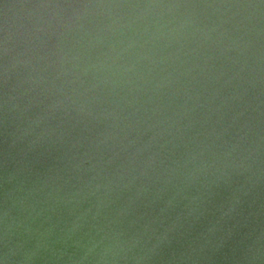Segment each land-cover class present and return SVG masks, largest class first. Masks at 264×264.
I'll list each match as a JSON object with an SVG mask.
<instances>
[{
    "label": "water",
    "instance_id": "obj_1",
    "mask_svg": "<svg viewBox=\"0 0 264 264\" xmlns=\"http://www.w3.org/2000/svg\"><path fill=\"white\" fill-rule=\"evenodd\" d=\"M0 264H264V0H0Z\"/></svg>",
    "mask_w": 264,
    "mask_h": 264
}]
</instances>
